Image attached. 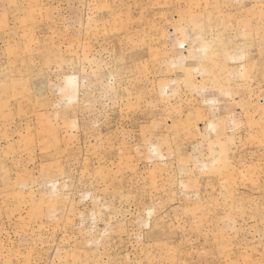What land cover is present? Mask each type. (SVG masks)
Segmentation results:
<instances>
[{"label": "rangeland", "instance_id": "rangeland-1", "mask_svg": "<svg viewBox=\"0 0 264 264\" xmlns=\"http://www.w3.org/2000/svg\"><path fill=\"white\" fill-rule=\"evenodd\" d=\"M0 264H264V0H0Z\"/></svg>", "mask_w": 264, "mask_h": 264}]
</instances>
